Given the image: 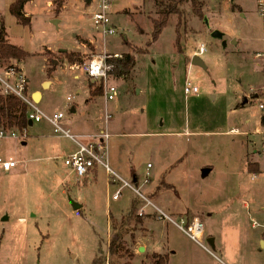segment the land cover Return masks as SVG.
Returning <instances> with one entry per match:
<instances>
[{"label":"rangeland","instance_id":"374dc122","mask_svg":"<svg viewBox=\"0 0 264 264\" xmlns=\"http://www.w3.org/2000/svg\"><path fill=\"white\" fill-rule=\"evenodd\" d=\"M11 1L0 0L5 37L28 55L8 64L26 77L27 95L42 93L37 107L61 112L74 135L108 132V163L120 177L148 194L165 172L174 190L160 199L161 210L177 223L179 213L197 210L192 214L203 227L218 233L219 245L203 241L208 251L171 223L167 235L157 229L150 239L168 254L167 264H264V245L256 242L264 241V228L257 226L264 224V154L254 100L264 83V60L256 55L264 49L257 0H196L200 16L183 2L152 43L154 0H105L111 34H102L92 19L102 0H62L58 13L53 0H27L29 25L10 14ZM59 49L82 59L130 53L135 66L128 79L109 78L115 97L105 101L103 93L90 97L82 61L67 62ZM193 55L203 65L192 63ZM46 79L51 83L44 87ZM185 81L197 92L185 94ZM25 133L0 139V163L17 162L10 170L0 167V264H92L106 255L108 217L127 213L134 192L108 184L101 169L85 185L78 183L62 162L75 145L45 120ZM246 160L257 162L260 174L249 173ZM146 169L149 183L142 184ZM118 189L119 198L112 199ZM246 199L250 210L242 206ZM129 234L124 239L133 248ZM143 234L139 227L133 231L135 238ZM141 258L131 264L148 262Z\"/></svg>","mask_w":264,"mask_h":264},{"label":"built area","instance_id":"2783aa9c","mask_svg":"<svg viewBox=\"0 0 264 264\" xmlns=\"http://www.w3.org/2000/svg\"><path fill=\"white\" fill-rule=\"evenodd\" d=\"M257 11L263 20L262 40L264 42V0H257ZM92 19L94 24L101 28L102 34H111L114 32L113 28L108 27L109 18L107 14V3L105 0H102L98 5V9L92 14ZM203 50L204 48L201 45L199 47V52ZM256 55L264 60V49ZM107 58H110V56H107L105 53L95 54L79 64V69L84 76L91 80L101 81L102 93L105 101L113 100L116 91L115 87L109 83L108 72L111 69V64L107 62ZM2 66H4V68ZM2 66H0V90L4 94H12L24 102L27 109V120H30L32 123L45 120L51 125L53 133L60 137L67 138L74 143L76 147L75 151L64 156L62 162L77 179L78 183L82 184L84 180L93 178L94 173L101 169L106 175L108 184L113 185L121 183L122 187H128L134 192L140 200V204L136 210L138 215L142 216L146 214L147 209L150 208L157 220H164L176 225L190 239L209 251L206 245L203 244V224L198 219L194 218L189 223H185V221H179V223L175 222L172 217L153 204L149 198L140 191V187L125 181L110 167L107 158L106 143L107 138L109 137L108 132H100L93 136L72 134L70 130L62 124L64 116L61 112H55L52 114L43 112L37 107V103L31 99V96L26 94V85L28 81L19 68L12 66V64L7 68V65ZM249 88L252 92L256 89L254 85H250ZM260 89L263 95H255L254 100L256 101V106L259 111L260 125L258 134L263 137L260 150L264 154V83ZM183 92L185 94L196 93L197 87L185 81ZM236 131V129H232L233 133ZM25 132L26 129L19 131L17 129L0 128V139L5 137L14 139H18L19 137L23 138L26 136ZM16 164V161L8 160L0 163V167L3 170H10L14 168ZM146 168H150L149 163L146 165ZM147 169L142 184H147L149 182ZM252 178H254V175H252ZM120 194L121 192L118 189L112 195V199H118ZM221 264L225 263L221 262Z\"/></svg>","mask_w":264,"mask_h":264},{"label":"trees","instance_id":"16d2710c","mask_svg":"<svg viewBox=\"0 0 264 264\" xmlns=\"http://www.w3.org/2000/svg\"><path fill=\"white\" fill-rule=\"evenodd\" d=\"M189 1L192 7V12L200 16L201 9L196 5V0H154L156 6L157 17L152 19L151 41L154 42L164 26L166 25L170 16L179 15L181 13L180 6L183 2ZM27 0H12L9 4L10 14L21 24L29 25L30 19L25 16L23 8ZM55 4L54 12L58 13L62 7V0H53ZM5 28L3 26L0 16V66L7 65L11 60L16 62L24 59L28 52L23 50L20 46L9 43L5 38ZM63 59L69 63H79L84 61L76 52H61ZM107 62L111 64V69L108 72L109 78L112 79H128L131 71L135 66V57L130 53H124L120 56H112L107 58ZM10 64L6 66L9 67ZM51 69H47L49 74ZM87 88L90 97L99 96L102 94L101 81L88 79ZM26 105L21 99L12 95L4 94L0 90V128L3 129H17L22 131L28 127V120L26 116ZM263 142V137L260 136V147ZM259 147V149H260ZM246 170L249 173L260 174V168L255 161L246 160ZM158 189L174 190V186L166 183L164 178L159 181ZM138 198L132 202L130 209L126 214L116 220L109 216V230L106 241V255L96 256L92 260V264H131L134 257V252L130 246L127 245L124 235L130 233L133 238V231L137 229V225L142 223V216L136 213ZM190 222V221H189ZM187 222V223H189ZM148 262L145 264H167V254L153 253L148 256Z\"/></svg>","mask_w":264,"mask_h":264},{"label":"crops","instance_id":"0c3cea01","mask_svg":"<svg viewBox=\"0 0 264 264\" xmlns=\"http://www.w3.org/2000/svg\"><path fill=\"white\" fill-rule=\"evenodd\" d=\"M23 12H24V14H25V16H28L29 17V14H27V12L24 10V8H23ZM29 19H30V17H29ZM6 38V37H5ZM60 50V49H59ZM194 56V55H193ZM18 63V62H17ZM47 81V85H46V87L51 83V81L49 80V79H46V80H43L42 82H41V84H44V82H46ZM33 92H38L39 94H40V99H41V96H42V93L39 91V90H32L31 92H29L30 93V96H31V94L33 93ZM40 101V100H39ZM70 111L72 112V113H74L75 112V109H74V107H71L70 108ZM80 136H82V135H80ZM62 138H64V137H62ZM67 139V138H66ZM69 140V139H68ZM71 142V141H70ZM23 144L25 143L24 141L22 142ZM72 144H74L73 142H71ZM75 149H76V147L74 146V148H72L71 149V153L72 152H74L75 151ZM98 171L99 170H97L95 173H94V175H93V178L94 177H96V175H97V173H98ZM165 172H164V174L162 175V177H161V179L162 178H165ZM251 174H254V173H251ZM160 179V180H161ZM251 179H253L252 178V176H251ZM89 179H86V180H84L83 182H82V184L83 185H85L86 183H87V181H88ZM159 180V181H160ZM132 183H134V184H136L137 183V179H136V177L135 176H132ZM159 181L154 185V186H152V187H150L149 189H147L148 191H150L148 194H145L148 198H149V200L153 203V204H155L157 207H159V204L161 203V198L165 195V192L166 191H168L167 189H165V190H163V189H158V184H159ZM164 181L166 182V183H168L165 179H164ZM149 183V182H148ZM147 183V184H148ZM170 184V183H169ZM172 185V184H171ZM141 189V188H140ZM153 190V191H152ZM151 191H152V193H151ZM151 194H153V195H151ZM155 196V197H154ZM138 197L136 196V195H134L133 196V198L131 199V201L132 200H136ZM139 200V199H138ZM130 201V205H131V202ZM139 204H140V200H139ZM139 204L137 205V208H138V206H139ZM250 205H251V200L250 199H246V200H243L242 201V206L244 207V208H246V209H248V210H250ZM81 207V205H79V208ZM78 208V209H79ZM160 208V207H159ZM130 209V208H129ZM161 209V208H160ZM197 212V210H191V209H186L184 212L186 213V212H190V215L188 216V215H185V214H180L179 213V215H178V217H179V220L180 221H185V223H187V222H189V221H191L192 219H194V218H196L197 219V216H195V215H193L192 213L193 212ZM248 212V211H247ZM249 213V212H248ZM126 214V213H125ZM212 214H213V211H211V212H208L207 213V217H212ZM122 215V214H121ZM264 215V214H263ZM123 216V215H122ZM149 216H151V217H154V214L152 213V210L149 208V209H147V212H146V214H144V215H142V223L140 224V225H137V227H139V229H142L143 230V232L145 233V234H143V235H140L138 238H135V236H133V238L131 239V237H130V239H131V242H132V244H133V248H131L132 250H133V252H134V257H143V258H141V259H143V260H145L144 258H148V256L149 255H151V254H153V253H160L159 251H157V249H155V243H154V241H151V239L150 238H153V236H154V233H155V231L157 230V229H160V231H162L163 232V229H164V232H165V234L167 235V227H168V223L169 222H167V221H164V220H157L155 217V219L157 220H154V219H151ZM256 216H257V214H256ZM118 217V216H117ZM121 217V216H120ZM191 218V219H190ZM219 218V217H218ZM218 218H216V219H218ZM190 219V220H189ZM258 222H260V221H258ZM258 222H256V224L258 223ZM264 223V222H263ZM172 224V223H171ZM175 228H177L178 230H180L176 225H174V224H172ZM255 225V224H254ZM253 226V225H252ZM256 226V225H255ZM257 226H260L261 228H264V224H259L258 223V225ZM263 226V227H262ZM181 231V230H180ZM161 232V233H162ZM182 232V231H181ZM183 233V232H182ZM261 233V232H260ZM184 234V233H183ZM186 235V234H185ZM187 236V235H186ZM188 237V236H187ZM218 233L216 232V230H213V229H210V228H208L207 227V229L205 228V227H203V235H202V238H203V241L205 240L206 242H207V239H211V241H212V244H213V246L212 247H215L216 245H219V241H218ZM164 242H167V237H166V239H165V241ZM256 242H257V244H258V246L260 245V242H261V240H259V239H257L256 240ZM208 243V242H207ZM261 246V245H260ZM143 248V250L142 251H139V248ZM142 252V253H141ZM160 254H165V253H160ZM133 257V258H134ZM169 261V257H168V254H167V262ZM145 263H147V262H145L144 261V263L143 264H145ZM241 264V263H240Z\"/></svg>","mask_w":264,"mask_h":264},{"label":"water","instance_id":"95a60500","mask_svg":"<svg viewBox=\"0 0 264 264\" xmlns=\"http://www.w3.org/2000/svg\"><path fill=\"white\" fill-rule=\"evenodd\" d=\"M86 1H89V0H86ZM52 22L55 24V22H57V21H56V19H53ZM211 35H212L214 38L222 39V34H221L220 32H218V31H213V32L211 33ZM222 44L224 45L225 43L222 42ZM60 51L63 52V51H65V50H64V49H60ZM192 63H194V64H199V65H203V63H202L201 60L197 57V55L192 56ZM46 85H47V81L44 82V84H42V86H44V87H46ZM31 99H32L34 102H37V103H38L39 100H40V94H39L38 92H33V93L31 94ZM27 123H28V126L32 125V122H31L30 120H28ZM206 172H207V169H206V170L204 169V170H203V175L206 174ZM71 203H72V206H73L74 209H78V208H79V205H78V204L73 203V202H71ZM207 242H208V244H209L210 246H213L211 239H207ZM260 245L263 246V245H264V241H261V242H260ZM142 250H143V248L140 247V248H139V251H142Z\"/></svg>","mask_w":264,"mask_h":264}]
</instances>
